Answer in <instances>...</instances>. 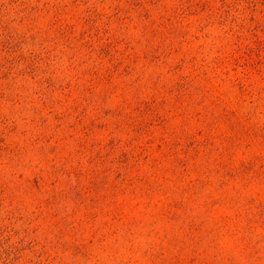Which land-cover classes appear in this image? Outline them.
<instances>
[{
    "label": "rangeland",
    "instance_id": "rangeland-1",
    "mask_svg": "<svg viewBox=\"0 0 264 264\" xmlns=\"http://www.w3.org/2000/svg\"><path fill=\"white\" fill-rule=\"evenodd\" d=\"M0 264H264V0H0Z\"/></svg>",
    "mask_w": 264,
    "mask_h": 264
}]
</instances>
